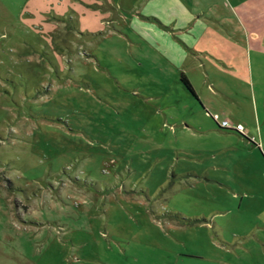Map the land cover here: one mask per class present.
<instances>
[{"label": "rangeland", "instance_id": "374dc122", "mask_svg": "<svg viewBox=\"0 0 264 264\" xmlns=\"http://www.w3.org/2000/svg\"><path fill=\"white\" fill-rule=\"evenodd\" d=\"M141 1L0 0V264H264V0L227 1L263 47L253 90L203 113L121 69Z\"/></svg>", "mask_w": 264, "mask_h": 264}, {"label": "crops", "instance_id": "0c3cea01", "mask_svg": "<svg viewBox=\"0 0 264 264\" xmlns=\"http://www.w3.org/2000/svg\"><path fill=\"white\" fill-rule=\"evenodd\" d=\"M227 1L237 9L241 2L142 0L135 8L119 4V10L129 14V22L109 35L136 50L135 65L142 68L136 71L123 61L121 69L158 81L168 75L179 82L184 77L202 113L222 106L219 99L236 101L239 89L248 85L253 90L263 47ZM121 18L125 20L120 14ZM229 85L232 91L226 92Z\"/></svg>", "mask_w": 264, "mask_h": 264}, {"label": "built area", "instance_id": "2783aa9c", "mask_svg": "<svg viewBox=\"0 0 264 264\" xmlns=\"http://www.w3.org/2000/svg\"><path fill=\"white\" fill-rule=\"evenodd\" d=\"M213 121L217 124L221 130L232 131L238 134H244L243 127L239 124L235 125L227 119L219 121L216 117H213Z\"/></svg>", "mask_w": 264, "mask_h": 264}, {"label": "trees", "instance_id": "16d2710c", "mask_svg": "<svg viewBox=\"0 0 264 264\" xmlns=\"http://www.w3.org/2000/svg\"><path fill=\"white\" fill-rule=\"evenodd\" d=\"M180 83L185 88V90L193 97L196 98V95L191 87V85L188 83V81L184 77H180ZM218 127V126H217ZM220 129V128H219ZM221 130V129H220Z\"/></svg>", "mask_w": 264, "mask_h": 264}]
</instances>
